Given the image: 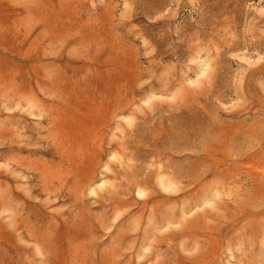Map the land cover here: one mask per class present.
Wrapping results in <instances>:
<instances>
[{
  "label": "rangeland",
  "instance_id": "obj_1",
  "mask_svg": "<svg viewBox=\"0 0 264 264\" xmlns=\"http://www.w3.org/2000/svg\"><path fill=\"white\" fill-rule=\"evenodd\" d=\"M0 264H264V0H0Z\"/></svg>",
  "mask_w": 264,
  "mask_h": 264
}]
</instances>
